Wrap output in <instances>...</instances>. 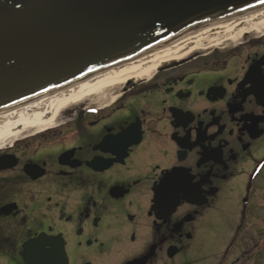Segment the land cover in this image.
<instances>
[{"label": "flooded vegetation", "instance_id": "obj_1", "mask_svg": "<svg viewBox=\"0 0 264 264\" xmlns=\"http://www.w3.org/2000/svg\"><path fill=\"white\" fill-rule=\"evenodd\" d=\"M117 89L0 146V264H163L221 216L199 262L264 264V33Z\"/></svg>", "mask_w": 264, "mask_h": 264}, {"label": "water", "instance_id": "obj_2", "mask_svg": "<svg viewBox=\"0 0 264 264\" xmlns=\"http://www.w3.org/2000/svg\"><path fill=\"white\" fill-rule=\"evenodd\" d=\"M263 4L264 0H0V112ZM177 204L178 200L172 203L173 210ZM41 241L49 239L41 235L27 244ZM175 253L169 251L171 257ZM148 258L127 264H146ZM25 261L42 264L40 259ZM62 264H67L63 250Z\"/></svg>", "mask_w": 264, "mask_h": 264}, {"label": "bare ground", "instance_id": "obj_3", "mask_svg": "<svg viewBox=\"0 0 264 264\" xmlns=\"http://www.w3.org/2000/svg\"><path fill=\"white\" fill-rule=\"evenodd\" d=\"M254 29L264 30V5L209 22L131 61L97 71L23 105L1 111L0 146L13 143L25 130L36 128L39 131L53 126L56 118L73 104L100 95L109 87H116L128 79L149 77L160 65L183 59L182 49L188 48V45L194 50L200 46L203 49L215 47L222 40L238 34L242 36Z\"/></svg>", "mask_w": 264, "mask_h": 264}, {"label": "rangeland", "instance_id": "obj_4", "mask_svg": "<svg viewBox=\"0 0 264 264\" xmlns=\"http://www.w3.org/2000/svg\"><path fill=\"white\" fill-rule=\"evenodd\" d=\"M264 33V30L260 29H254V30H251L250 32L242 35V36H234V37H231L229 39H226V40H222L219 44H217V46L213 47L211 46L210 48H201L198 47V49L194 50L193 47H190L188 45V48H183L182 49V54L184 56V58H187L188 56H191L192 54H195L196 52L198 53H207L213 49H216L217 47H222V46H225V45H232V44H237L238 42H240L243 37L247 34H250V35H261ZM203 44H207L206 42H204ZM190 47V48H189ZM188 49V50H187ZM187 50V51H186ZM180 59V58H179ZM164 60H168L167 59H164ZM170 62V61H169ZM163 64V63H162ZM158 68V67H157ZM157 68L155 69V71L157 70ZM154 71V72H155ZM153 72V73H154ZM152 73V74H153ZM151 74V75H152ZM136 79V78H135ZM127 81V80H126ZM125 81V82H126ZM124 82V83H125ZM123 84V83H122ZM122 84H119L118 86L116 87H109L108 89H106L102 94L100 95H93V96H90V97H99V98H104V97H110V99H112V97H114L116 95V93H118V89L117 88H120V86ZM114 90H117L115 93H112ZM112 93V94H111ZM89 98V97H88ZM87 99V98H86ZM109 100V99H108ZM81 104L78 103V104H73L71 106L68 107L71 108V107H78L79 105ZM64 113V112H62ZM59 121H61V119L59 118V116L56 118V120L54 121V124L58 123ZM53 124V125H54ZM37 129L36 128H31V129H28V130H25L23 131L22 135L23 134H27L29 132H34L36 131ZM21 135V136H22ZM20 136V137H21ZM227 217V216H226ZM222 218V219H221ZM221 218H219L216 222H215V225L217 226V229H210V228H207L205 222L201 221V224L198 225L197 227V230L195 232V236L193 239L191 240H186V243H185V246L184 248L179 252L177 253L175 256L171 257V258H168L167 259V262L166 263H163V264H203L202 262H199L200 259L211 249H217L219 246L215 245V246H211L210 245V240L214 239V238H218L220 239V241H224L227 242V240L229 239V234H230V230L227 228L226 226V221L223 219L224 216H221ZM238 224V220H235L232 222V225L235 227L236 225ZM233 227V228H234ZM227 228V230H226ZM232 232V231H231ZM140 241V240H139ZM137 247L139 246V244L137 243L136 245ZM126 252V249L124 251H122L121 253H118L115 257H111L110 259V262L109 264H113V263H116L118 262L120 259L124 258V253ZM126 258V257H125ZM124 258V259H125ZM158 264H160V262H158Z\"/></svg>", "mask_w": 264, "mask_h": 264}]
</instances>
